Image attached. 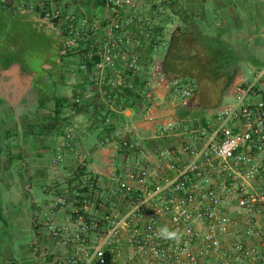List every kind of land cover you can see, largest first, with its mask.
<instances>
[{
	"label": "built area",
	"instance_id": "built-area-1",
	"mask_svg": "<svg viewBox=\"0 0 264 264\" xmlns=\"http://www.w3.org/2000/svg\"><path fill=\"white\" fill-rule=\"evenodd\" d=\"M143 1L147 12L138 0H96L98 16L63 10L60 0H1L12 13L62 25L67 52L103 98L92 107L107 125L109 112L143 102V116L107 132L96 154L84 152L74 127L63 128L52 159L55 194L33 220L55 250L35 248L51 264H264V59L203 117L162 114L158 88L171 103L196 93L193 80H168L158 57L185 0ZM260 33L264 50V26ZM144 58L150 81L139 89ZM88 94L72 97V106ZM164 228L176 236H162Z\"/></svg>",
	"mask_w": 264,
	"mask_h": 264
},
{
	"label": "crops",
	"instance_id": "crops-1",
	"mask_svg": "<svg viewBox=\"0 0 264 264\" xmlns=\"http://www.w3.org/2000/svg\"><path fill=\"white\" fill-rule=\"evenodd\" d=\"M207 1L185 0L180 4V8H176L175 13L178 16V12H187V16H193L200 23L202 21L207 23ZM209 1L214 4L217 10H223L221 17H218L214 22L215 27H226L229 24V16L235 15L241 18L236 13V9H233V5L236 4L234 2H244L243 7L248 9L247 15L255 18V20H252L251 24L249 22L244 24L238 30L233 29V41L238 46L240 45L238 38L249 37L251 45L247 49L248 51L243 46L244 52H251L264 59V50L261 45L262 38L260 36L261 28L264 26V3L256 0ZM59 5L61 9L78 15H84L88 12L98 16L104 15L103 9L96 0H60ZM138 5L143 12L149 10L143 0H138ZM228 7L231 8L228 10L229 13H226L224 10ZM24 16L34 20L36 18L42 19L38 13L33 11L22 10L12 13L7 10V19H5L4 31H2L4 40L7 39L6 35L10 30V22ZM49 22L53 30L58 28L62 32L60 23ZM182 26L179 17V23L175 28L178 31L175 34L172 33L170 37L172 41L171 48L164 55L158 56L163 67H165L168 80H194L197 79L199 74L198 69L194 66L198 62L195 48L192 45L193 37L188 31L185 33L180 32ZM5 45L6 50L3 52L9 58L3 61L0 52V159L5 160L4 168L0 169V264H51V258L44 261L40 256V252H37L35 248V244L38 242L49 249H51V246L47 239L41 237L40 230L38 231L35 227L33 220L40 211L39 205L50 200V196L55 194L52 159L63 132V129H61L62 121L56 122V98L63 96L72 98L81 95V92L90 94V97H87L81 105L64 110L65 117H69L70 121L76 122V134L81 142L82 149L87 154H96L100 140L107 132L111 133L116 129L119 123L140 119L143 116V102L133 100L129 104L131 107H127L124 111L126 118L121 117V113L109 112L107 115L112 125H107L100 108L93 109L92 107L97 103L103 104V98L77 65L80 80L79 83H71V91L68 90L63 94L56 95V90L50 93L32 90V101L29 103L28 91L19 85L16 87L8 85V82L18 81L20 83L18 79H23L30 71L24 69L17 57L10 56V49L13 44ZM48 57H52L51 53L48 54ZM241 64L249 63L241 61L239 67ZM52 65H56V61ZM149 67L144 58L139 65V89L143 88L144 82L150 81ZM239 67L238 71L240 70ZM238 71L237 78L242 74ZM11 87L14 89H9ZM156 93L160 97V101L165 103L162 114H170L176 119L195 118L201 113L206 114L213 107L206 102L208 94L202 95L199 90L186 103H171L170 95L164 87L158 88ZM70 104L72 105L71 99ZM113 116H116L117 120L112 119ZM92 130L99 131V134L93 140L88 139V134ZM19 165L20 171L15 174ZM48 170L50 173H48ZM43 178H49V184L43 190L44 193L49 195V198L42 199L41 202L34 197L29 200L27 195L33 193L32 183ZM10 225L15 231L8 228ZM23 233L28 236L29 242L17 245V241H14V239L16 240V235H23ZM8 235L15 236L8 240ZM44 236H47L45 231Z\"/></svg>",
	"mask_w": 264,
	"mask_h": 264
},
{
	"label": "rangeland",
	"instance_id": "rangeland-1",
	"mask_svg": "<svg viewBox=\"0 0 264 264\" xmlns=\"http://www.w3.org/2000/svg\"><path fill=\"white\" fill-rule=\"evenodd\" d=\"M233 9H236V13H238L244 24L252 23V20L255 18H251L247 15L248 9L243 7V3L234 2ZM207 23L202 21L201 28L206 32H215L216 27L214 26V22L218 17H221L222 11L220 9H216L214 4L207 1ZM228 9L224 10L226 13H229ZM22 11V10H20ZM6 13V14H5ZM7 17V9L3 7L2 2L0 0V52L4 59H8V55H6L3 51L6 49L5 44H13L11 46V55L13 57H17L19 62H21L24 69L30 71L27 73L23 79H18V81L8 82V85L17 86L24 88L28 91L29 103H31V94L32 90H41L42 93L52 92L56 90V95H60L65 93L66 91H71V83H79V75L80 72L77 67V59L76 57L67 53V48L65 45V38L61 31L56 28L53 30L51 28L50 22L48 20H42L36 18V20L31 19L29 17H22L18 20H13L10 22V30L8 35H6L7 39H3L2 31H4L5 26V18ZM230 18V16H229ZM254 38V37H252ZM242 43V47L245 46V50L249 49L251 45L250 38L245 36L243 38L237 39ZM255 40V39H254ZM248 51V50H247ZM51 53V58L48 57V54ZM56 61V65L54 62ZM250 64H241L239 67V71L242 73H248L247 68L250 67ZM254 66V65H253ZM22 67V68H23ZM23 69V71H24ZM238 71V72H239ZM237 81V76H235L233 82L228 87L226 93L221 95V91L217 88L216 84L213 81L202 79L195 81L196 88H199V92L204 95H207L206 102L211 104L214 108L216 105H220L222 103L228 102L231 100V96L226 95L231 88V85ZM1 89V88H0ZM9 89H14L13 87ZM1 91V90H0ZM197 91V89H196ZM35 92V91H34ZM4 104V103H2ZM197 112V111H196ZM201 113V112H200ZM205 113H201L198 117H203ZM71 120V119H70ZM75 121H69V124L75 128ZM99 134L98 130H92L88 134V139L93 140ZM5 160L0 159V169H3ZM20 171V165L17 167L16 172ZM48 173L50 171L48 170ZM49 184V178H43L35 180L32 183V194L29 193L27 196L29 200H32L34 197L37 201L41 202L42 199L49 198V195L43 192L46 185ZM20 188V187H19ZM51 198L54 196H50ZM50 198V199H51ZM11 224V223H9ZM10 230H14L13 227L8 226ZM46 233V232H45ZM13 236H7L8 240H10ZM17 245L27 244L29 242L28 236L23 233L20 235H16ZM9 242V241H8ZM52 250L55 249L52 244L49 243ZM57 249V248H56Z\"/></svg>",
	"mask_w": 264,
	"mask_h": 264
},
{
	"label": "trees",
	"instance_id": "trees-1",
	"mask_svg": "<svg viewBox=\"0 0 264 264\" xmlns=\"http://www.w3.org/2000/svg\"><path fill=\"white\" fill-rule=\"evenodd\" d=\"M178 16L183 24L182 30L179 31L182 33L188 31L190 33L193 37L192 45L196 49L194 51L198 63L194 66L198 69L199 74L197 79L193 81L202 79L213 81L216 86L218 85L217 87L221 91V95H224L233 82L241 61L247 62L251 66L262 65L263 59L260 56L252 54L251 52H244L241 46L242 43L240 42V45L237 46L233 41V29L238 30L244 25L239 16H230L229 24L226 27H216V31L212 33L203 30L201 23L193 16H187V12H178ZM41 18L44 19L43 16ZM177 31L178 29L174 30L173 34ZM61 33L64 36V32L62 31ZM67 53L70 54L69 52ZM163 68L166 73L165 67ZM196 89L199 90V88ZM136 97L142 100L141 95ZM70 99L65 96L56 98V122L59 123L62 121L61 129L67 126L70 121L69 117H65L64 112L66 108L73 107L70 104ZM128 107L131 106L128 104ZM121 117L126 118L125 114H122ZM111 118L117 120L116 116Z\"/></svg>",
	"mask_w": 264,
	"mask_h": 264
},
{
	"label": "clouds",
	"instance_id": "clouds-1",
	"mask_svg": "<svg viewBox=\"0 0 264 264\" xmlns=\"http://www.w3.org/2000/svg\"><path fill=\"white\" fill-rule=\"evenodd\" d=\"M160 234L167 238H172L176 236L175 232L169 231L167 228L162 229Z\"/></svg>",
	"mask_w": 264,
	"mask_h": 264
},
{
	"label": "water",
	"instance_id": "water-1",
	"mask_svg": "<svg viewBox=\"0 0 264 264\" xmlns=\"http://www.w3.org/2000/svg\"><path fill=\"white\" fill-rule=\"evenodd\" d=\"M166 74V73H165Z\"/></svg>",
	"mask_w": 264,
	"mask_h": 264
}]
</instances>
